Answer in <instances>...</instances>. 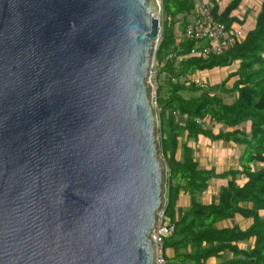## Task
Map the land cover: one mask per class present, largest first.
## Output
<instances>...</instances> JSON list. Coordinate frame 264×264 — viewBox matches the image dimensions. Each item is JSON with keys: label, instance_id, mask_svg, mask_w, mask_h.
Instances as JSON below:
<instances>
[{"label": "water", "instance_id": "1", "mask_svg": "<svg viewBox=\"0 0 264 264\" xmlns=\"http://www.w3.org/2000/svg\"><path fill=\"white\" fill-rule=\"evenodd\" d=\"M161 6L0 0V264H156Z\"/></svg>", "mask_w": 264, "mask_h": 264}, {"label": "trees", "instance_id": "2", "mask_svg": "<svg viewBox=\"0 0 264 264\" xmlns=\"http://www.w3.org/2000/svg\"><path fill=\"white\" fill-rule=\"evenodd\" d=\"M208 1L212 19L232 32L234 43L206 56L189 53L194 46L200 50L209 45L207 40L179 39L186 26L180 16L195 8V0H161L165 19L155 58L159 74L174 73L163 87L165 94L156 98L160 149L168 170L164 216L174 222L164 250H170L167 259L180 264H264V166H256L264 163V0H229L223 7L218 0ZM236 25L244 29L242 36L234 32ZM170 52L182 56L167 59ZM213 68L230 71L209 88L177 80ZM163 88L157 86V91ZM234 93L231 103L219 96ZM173 112L184 121H176ZM208 139L242 146L238 168L201 166L196 144ZM215 179L226 180L216 197L197 199ZM181 193L190 202L178 210Z\"/></svg>", "mask_w": 264, "mask_h": 264}, {"label": "built area", "instance_id": "3", "mask_svg": "<svg viewBox=\"0 0 264 264\" xmlns=\"http://www.w3.org/2000/svg\"><path fill=\"white\" fill-rule=\"evenodd\" d=\"M195 2V8L190 13L180 16V22L183 20L186 22L185 28L179 35L180 41L183 39H190L197 43L200 40L208 41L209 45L200 47V50L194 46L189 53L192 55L203 54L207 56L209 53H222L234 43L232 32H227L223 24L212 19V4L208 0H195ZM160 12L162 13V6ZM167 19L169 20V17ZM234 32L239 34L238 31L234 30ZM181 56L170 52L166 58L173 59L180 58ZM158 67L156 58H154L150 66V74L154 73V78H156ZM177 80L182 83L186 82L189 85L205 86L207 84L199 75H191L188 77L182 75L178 76ZM152 103L156 104V101ZM173 114L175 118H185L179 115L178 112H173ZM164 208L158 212L156 225L150 234L151 238L156 239V264H180L178 261H170L165 254L164 239L171 235L174 229V222L169 220L168 222L163 221V217H165Z\"/></svg>", "mask_w": 264, "mask_h": 264}, {"label": "rangeland", "instance_id": "4", "mask_svg": "<svg viewBox=\"0 0 264 264\" xmlns=\"http://www.w3.org/2000/svg\"><path fill=\"white\" fill-rule=\"evenodd\" d=\"M240 10H243V9H240ZM155 16L158 18V21H159V34H158V40L156 42V48H157V46L160 42V39H161L162 24H163L165 17L161 12L159 14H155ZM239 16H240V14H239ZM155 51H156V49L154 50V53H153V55H154L153 59L155 58ZM211 75H213V71H211V73L209 74V76H211ZM203 77L207 78L208 77L207 73H203ZM166 78H169L168 73L166 75H163V78H162L163 82L166 81ZM148 80H149V83L152 87L151 88L152 102H155L157 96L159 94L161 95V91H159V92L157 91V86H158L159 80H161V77H159V74L157 72L156 78H154V73L150 74V72H149ZM186 95H190V93H186ZM229 100L230 99H227V101H229ZM156 104H153V106L155 107V112L157 115L156 139H157L158 154L162 158L163 162L165 163V159H164V157L161 153V149H160V132H159V120H158V113H159L160 109ZM176 119H177V121L180 120L178 117ZM181 119H183V118L181 117ZM214 131L216 132L217 129L214 128ZM196 145L197 146H196V153L195 154H196V157L198 158L201 166H205L207 168H210V166H215L218 168H221L224 166H228L229 168H235L238 166L236 155H235V157H233V159H231V162H227L225 160L224 163L220 165V160L222 159V157L226 156V154L228 152H230V153L233 152L234 147L225 146V144H222V143L213 144L211 141L209 143H207L206 140H201ZM241 150H242V146L239 147L240 152H241ZM165 165H166V163H165ZM256 166H264V163H259ZM244 181H245V178L243 176H240L237 180V182L239 184H242ZM167 182H168V170L166 167L165 177H164V189H165V201L164 202L165 203H164L163 208L166 206V190H167V184H168ZM225 183H226V180H211L209 183V187L205 191V193H201L199 195H196L197 199H199L200 201H208V200L214 199L217 195L219 187L221 185H224ZM189 202H190L189 196L181 193L180 197H179V203L177 204L178 210L186 209ZM163 221L168 222V218L163 217ZM166 252L169 253L170 250L166 249Z\"/></svg>", "mask_w": 264, "mask_h": 264}, {"label": "crops", "instance_id": "5", "mask_svg": "<svg viewBox=\"0 0 264 264\" xmlns=\"http://www.w3.org/2000/svg\"><path fill=\"white\" fill-rule=\"evenodd\" d=\"M228 1H229V0H218V3L221 5V7H223L226 3H228ZM240 9H243L242 11H244V10H245V6H241ZM240 18H241V17H240ZM234 30H235V31H238L239 34H240V36H242V33L244 32V29L241 28L240 25H236V26L234 27ZM211 71H213V75L209 76V74L211 73ZM228 71H230V69L227 70V69L213 68V69H211V70H205V71H202V72H200V73H198V74H195V75H199L203 80L206 81L207 84H205V86H203L204 88H209V87H211V86H213V85H215V84L220 83L221 80H222V78L225 77V76L227 75ZM167 73H168V77H169V78H166V81L163 82V80H162L163 75H166ZM203 73H207L208 77H207V78H204V77H203ZM158 74H159V73H158ZM173 74H174L173 72H163V73H160V74H159V77H161V80H159L158 86H162V88L165 87V86H167V85H168V82H169V79H170V77H171ZM162 94H165V89H164V88L161 90V95H162ZM219 96L224 100V102H226V103H231V102L234 101V99L237 97V94H235V93H234V94H229V95H221V94H219ZM227 99H230V100L227 101ZM175 119H176V118H175ZM179 119H180V120H178V122H183V120H184V119H181V118H179ZM176 121H177V119H176ZM206 141H207V143L210 142L209 139L206 140ZM225 146H227V145H225ZM239 147H240V146H238V147H234V148H233V149H234L233 152H231V153L228 152V153L226 154V156L222 157V159L220 160V165L223 164L225 160H226L227 162H231V159H233V157H235V155H236V159H237V156H238L239 153H240V151H239ZM237 153H238V154H237ZM234 159H235V158H234ZM235 168H238V166L235 167ZM215 180H221V179H215ZM204 193H205V192H204ZM176 214H177V213H176ZM176 214H175V216H176ZM165 254L168 255L169 253H167V252L165 251ZM215 262H216V260L213 258V259H212V263H215Z\"/></svg>", "mask_w": 264, "mask_h": 264}]
</instances>
